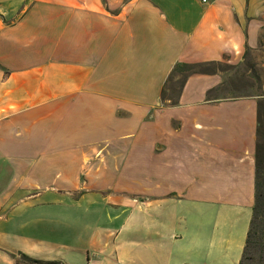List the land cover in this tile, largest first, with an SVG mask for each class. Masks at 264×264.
<instances>
[{"label": "crops", "instance_id": "0c3cea01", "mask_svg": "<svg viewBox=\"0 0 264 264\" xmlns=\"http://www.w3.org/2000/svg\"><path fill=\"white\" fill-rule=\"evenodd\" d=\"M259 52L264 0H0V264H239L264 57L260 95L161 91Z\"/></svg>", "mask_w": 264, "mask_h": 264}, {"label": "trees", "instance_id": "16d2710c", "mask_svg": "<svg viewBox=\"0 0 264 264\" xmlns=\"http://www.w3.org/2000/svg\"><path fill=\"white\" fill-rule=\"evenodd\" d=\"M215 64L216 63L214 62L176 63L173 66L164 87L162 88L161 99L163 100L168 98L172 104L176 103V96L174 98L165 96L166 84L175 75H180V91L187 75L191 73L213 72L214 67L211 66H214ZM259 82L261 84V76L259 77ZM263 120L264 102L260 104L258 109V123L260 124ZM260 149L261 148L258 143L255 159L254 200L252 205V213L239 264H250L254 261L256 256L258 257V263L264 264V158L262 159L259 155ZM12 257L14 258V264H65L58 260H44L34 258L21 251L12 253Z\"/></svg>", "mask_w": 264, "mask_h": 264}, {"label": "rangeland", "instance_id": "374dc122", "mask_svg": "<svg viewBox=\"0 0 264 264\" xmlns=\"http://www.w3.org/2000/svg\"><path fill=\"white\" fill-rule=\"evenodd\" d=\"M264 57V52L252 53V57H249L240 66H231L227 64L214 65V69L224 72V88L226 86L231 87L228 95H260V82L261 76L259 61ZM180 75H175L170 79L165 87V96L174 98L180 88ZM261 130L258 139L260 145L261 158H264V122H261ZM250 264H259L258 257L254 258V261Z\"/></svg>", "mask_w": 264, "mask_h": 264}, {"label": "built area", "instance_id": "2783aa9c", "mask_svg": "<svg viewBox=\"0 0 264 264\" xmlns=\"http://www.w3.org/2000/svg\"><path fill=\"white\" fill-rule=\"evenodd\" d=\"M201 1L205 3V2H207L208 0H201Z\"/></svg>", "mask_w": 264, "mask_h": 264}]
</instances>
